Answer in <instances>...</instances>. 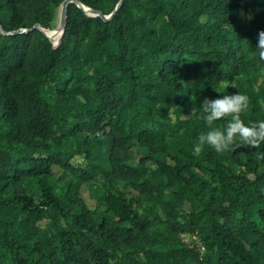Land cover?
Segmentation results:
<instances>
[{
    "label": "trees",
    "instance_id": "obj_1",
    "mask_svg": "<svg viewBox=\"0 0 264 264\" xmlns=\"http://www.w3.org/2000/svg\"><path fill=\"white\" fill-rule=\"evenodd\" d=\"M62 1L0 0V264H184L153 246L182 233L205 249L192 264H264V143L192 150L211 127L193 101L221 83L249 97L245 123L264 120V0H122L108 20L69 2L55 46L33 26ZM92 181L102 209L80 194ZM165 190L187 211L160 232L140 205Z\"/></svg>",
    "mask_w": 264,
    "mask_h": 264
},
{
    "label": "clouds",
    "instance_id": "obj_2",
    "mask_svg": "<svg viewBox=\"0 0 264 264\" xmlns=\"http://www.w3.org/2000/svg\"><path fill=\"white\" fill-rule=\"evenodd\" d=\"M255 46L260 59L264 60V29L258 31ZM228 86H220L223 95L215 98L205 97L201 102L200 118L211 127L198 135L193 144V155H199L205 145L211 146L217 152H223L231 151L241 144L257 146L264 143V120L245 123L240 114L248 109L249 97L239 91L228 93L225 91ZM229 115L231 120H228L222 129L214 126L215 121ZM236 141L239 143H235ZM261 158H264V151L257 153V159Z\"/></svg>",
    "mask_w": 264,
    "mask_h": 264
},
{
    "label": "rangeland",
    "instance_id": "obj_3",
    "mask_svg": "<svg viewBox=\"0 0 264 264\" xmlns=\"http://www.w3.org/2000/svg\"><path fill=\"white\" fill-rule=\"evenodd\" d=\"M60 12H61V4L59 6H52L51 8V13L49 15V28H44L46 29V33L50 35V39L52 43L56 46L58 45L59 37L60 34L54 33L55 29L59 26L60 24ZM36 25V24H35ZM39 25V24H37ZM40 26V25H39ZM42 27V26H40ZM43 28V27H42ZM262 78H264V70L261 72ZM260 81V79H259ZM229 85L225 91L228 93H232L230 90L232 84H226V83H221L218 87V93L224 94V92H221V85ZM257 86L260 87V83H257ZM264 86V85H263ZM260 101L264 107V95L260 97ZM202 99L201 98H196L193 101V105L195 107H198L201 105ZM139 148L132 147L131 148V154L133 156H136L140 151H138ZM73 161L75 163L79 162L82 163L84 162V159L81 156H75ZM238 169V168H237ZM62 169L59 166H54L53 167V176L51 177V182H55L57 178L61 175ZM204 178H208L207 176H204ZM24 184L29 188L30 191H35V186L34 183L25 180ZM80 194L85 200L86 204L92 208V209H102V205L99 204L100 198L103 194V190L101 188L100 182L99 181H92L88 183H84L80 186L79 188ZM167 201L175 202V199L172 197V194L169 193L168 190H165L162 196V200L158 201L155 200L153 197H143L142 198V203L140 205V208L142 212H144L148 217H153L158 216L162 221V223H159L157 226H152V228H157L160 230V232H165L166 231V224H167V219L171 216L172 218H176L178 220H183V214L187 211L185 205H179V206H173L171 203H167ZM42 226L46 225V220H42L41 222ZM182 242L185 243V246L183 247L182 244L177 245L175 242H170L166 240H156L153 241V246L158 248L159 250H164V251H171L173 249H178V248H184L185 252L187 255H178V259L182 261L184 264H192V259L191 255L192 253H197L199 252L200 255H202L205 252V249L202 245L201 240H199L198 235H193L189 233H182L181 234ZM173 258V255L171 256Z\"/></svg>",
    "mask_w": 264,
    "mask_h": 264
},
{
    "label": "water",
    "instance_id": "obj_4",
    "mask_svg": "<svg viewBox=\"0 0 264 264\" xmlns=\"http://www.w3.org/2000/svg\"><path fill=\"white\" fill-rule=\"evenodd\" d=\"M69 2H75L79 7H81L86 13H88L91 16H96L99 15L101 16L103 19L108 20L112 17V15L116 12V10L118 9L119 5L121 4L122 0H120L118 2V4L116 5V7L114 8V10L109 13V14H103L100 10L94 9V8H90L87 6H84L79 0H63L61 3V12H60V24H59V30L61 31L60 37H59V41L62 38L63 32H64V27L66 24V6ZM33 28H38L41 31H43L45 33V35L50 38V35H48L45 31L44 28L40 27L39 25H34ZM22 31V30H19Z\"/></svg>",
    "mask_w": 264,
    "mask_h": 264
},
{
    "label": "bare ground",
    "instance_id": "obj_5",
    "mask_svg": "<svg viewBox=\"0 0 264 264\" xmlns=\"http://www.w3.org/2000/svg\"><path fill=\"white\" fill-rule=\"evenodd\" d=\"M45 31H46V29H45ZM54 31H55L54 33L61 34V31L59 30V26Z\"/></svg>",
    "mask_w": 264,
    "mask_h": 264
}]
</instances>
